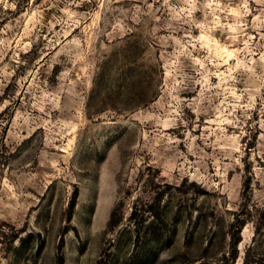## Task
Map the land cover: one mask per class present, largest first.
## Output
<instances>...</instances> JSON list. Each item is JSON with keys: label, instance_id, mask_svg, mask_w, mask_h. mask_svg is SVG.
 I'll return each instance as SVG.
<instances>
[{"label": "rangeland", "instance_id": "374dc122", "mask_svg": "<svg viewBox=\"0 0 264 264\" xmlns=\"http://www.w3.org/2000/svg\"><path fill=\"white\" fill-rule=\"evenodd\" d=\"M0 264H264V0H0Z\"/></svg>", "mask_w": 264, "mask_h": 264}]
</instances>
